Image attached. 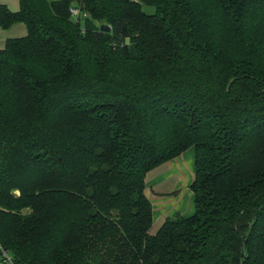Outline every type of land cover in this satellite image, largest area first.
<instances>
[{
    "label": "trees",
    "instance_id": "1",
    "mask_svg": "<svg viewBox=\"0 0 264 264\" xmlns=\"http://www.w3.org/2000/svg\"><path fill=\"white\" fill-rule=\"evenodd\" d=\"M20 22L0 49V261L264 264V0L0 6ZM191 147L195 212L153 232L147 174Z\"/></svg>",
    "mask_w": 264,
    "mask_h": 264
},
{
    "label": "crops",
    "instance_id": "2",
    "mask_svg": "<svg viewBox=\"0 0 264 264\" xmlns=\"http://www.w3.org/2000/svg\"><path fill=\"white\" fill-rule=\"evenodd\" d=\"M12 11L20 9V0H0ZM25 23H15L8 28L0 26V49L10 38L27 34ZM195 151L191 147L179 157L156 167L147 174L146 194L151 198L154 208L153 229L156 231L167 217L181 214L185 217L195 212V196L191 183L195 175Z\"/></svg>",
    "mask_w": 264,
    "mask_h": 264
},
{
    "label": "built area",
    "instance_id": "3",
    "mask_svg": "<svg viewBox=\"0 0 264 264\" xmlns=\"http://www.w3.org/2000/svg\"><path fill=\"white\" fill-rule=\"evenodd\" d=\"M70 13L73 17L77 18H85L88 17V13L81 10L78 5H72L70 7ZM13 257L9 254V252H4V258L0 261V264H14Z\"/></svg>",
    "mask_w": 264,
    "mask_h": 264
},
{
    "label": "rangeland",
    "instance_id": "4",
    "mask_svg": "<svg viewBox=\"0 0 264 264\" xmlns=\"http://www.w3.org/2000/svg\"><path fill=\"white\" fill-rule=\"evenodd\" d=\"M73 5H76V3H73ZM144 9H145L147 12H149V13H153L154 10H155L154 7H152V6H147V5L144 6ZM180 155H181V154H180ZM180 155H179V156H180ZM179 156H177V157H179ZM177 157H176V158H177ZM194 172H195V174H196V167H195V171H194ZM193 176H194V178H195V175H193ZM193 181H194V179H193ZM193 181H192V182H193ZM146 183H148V182H147V177H146ZM191 184H192V183H191ZM146 190H147V192H148L147 184H146L145 193H146ZM146 195H147V194H146ZM147 197L151 200V198H150L148 195H147ZM151 202H152V201H151ZM152 204H153V203H152ZM152 231L155 232L156 230L152 228Z\"/></svg>",
    "mask_w": 264,
    "mask_h": 264
},
{
    "label": "water",
    "instance_id": "5",
    "mask_svg": "<svg viewBox=\"0 0 264 264\" xmlns=\"http://www.w3.org/2000/svg\"><path fill=\"white\" fill-rule=\"evenodd\" d=\"M101 29H102L103 31H110V30H111V27H110L109 25H102V26H101Z\"/></svg>",
    "mask_w": 264,
    "mask_h": 264
}]
</instances>
